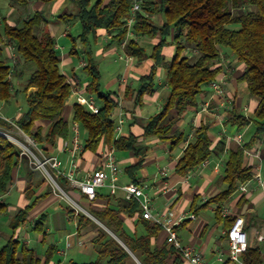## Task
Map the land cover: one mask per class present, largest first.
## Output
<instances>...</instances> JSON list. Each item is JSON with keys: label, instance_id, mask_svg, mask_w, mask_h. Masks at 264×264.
Wrapping results in <instances>:
<instances>
[{"label": "trees", "instance_id": "16d2710c", "mask_svg": "<svg viewBox=\"0 0 264 264\" xmlns=\"http://www.w3.org/2000/svg\"><path fill=\"white\" fill-rule=\"evenodd\" d=\"M69 1L76 5V13L60 17L79 19V38L83 44H87L89 36L96 38L99 29L109 31L112 43H121L126 38V17L130 14L134 0ZM157 14L164 16L161 24H156L152 19ZM45 22V17L37 11L21 25L10 24L6 17L0 20V36H6V39H1L2 43L0 42V101L10 104L20 93L18 89L13 88L12 67L4 57V43L14 42L21 60L24 63H35V69L22 89L26 108L15 120V125L27 134L55 146L58 139L62 143L71 135L70 122L63 116L66 101L71 94V85L61 70L56 38L46 29L40 34L34 33V29ZM132 28L137 35L158 36L159 40L148 54L138 40L134 37L128 38L126 52L138 60L149 57L153 64L148 73L139 77V85L135 89L126 88V95L134 97L136 105H142L144 96L156 90L160 69L165 71L168 93L160 111L149 116L142 124L141 135L130 132L115 139L114 113L119 107V101L115 92L102 90L100 70L88 52L84 66L88 82L83 90L100 101V110L95 114L78 103L73 104V120L79 122L86 132L84 151L98 152L100 148L111 143L117 151H131L139 160L127 166L125 171L135 183H140L136 172L143 166L142 158L147 150L146 146L141 145V139H164L170 141L171 148L185 144L183 154L175 166L180 175H186L212 156L222 155L226 151V144L224 140L214 143L208 122L202 121L194 129L193 137L188 139V134L178 127V121L190 107L197 105L198 96L204 87L219 77L223 69V62L220 60L221 49L227 48L228 53L244 64L238 79L246 82L250 93L258 98L259 104L251 117L237 108L230 111L227 123L239 128L253 123L256 126L255 134L249 143L229 150L222 178L226 183L225 189L196 209L197 211L213 204L216 216L221 220L224 205L238 191L239 184L252 178L253 170L246 160L245 148H249L254 140L264 133V0H142L141 9L137 12ZM75 44L76 39L73 38L70 54H77ZM169 44L175 47L171 59L165 54V48ZM41 120L50 121L45 133L42 126L38 125ZM0 125L5 128L13 126L2 117ZM44 147L49 149L47 145ZM20 159L19 147L8 137L0 135V195L9 191ZM60 184L65 188L67 180L61 177ZM32 186L30 179L26 188L28 198L33 197ZM38 199L39 197L31 199V202L20 208L11 219L13 234L0 249V264L38 262L32 249L22 245L17 236L18 230L27 221L29 211ZM90 203L88 211L118 238L104 229L99 230L92 240L98 263L137 264L132 257L134 254L142 264H183L184 259L179 250L169 245L166 239L163 244H157L162 226L142 216L138 199L115 197L110 193L97 191ZM3 207L5 204L0 203V210ZM69 211L74 212L70 209ZM78 216L80 224L82 220L87 219L82 212H78ZM125 217H136L145 232L128 233L124 227ZM45 218L44 214L41 215L33 227L43 235ZM234 218H225L229 226ZM180 227L181 224L175 229L178 231ZM52 253L53 247H50L47 259ZM241 258L244 264H262L264 261L260 248L253 246H248L241 253Z\"/></svg>", "mask_w": 264, "mask_h": 264}, {"label": "crops", "instance_id": "0c3cea01", "mask_svg": "<svg viewBox=\"0 0 264 264\" xmlns=\"http://www.w3.org/2000/svg\"><path fill=\"white\" fill-rule=\"evenodd\" d=\"M48 2L50 1L10 0L6 14L4 15L0 11V20L2 17H6L10 24L19 25L30 16L22 17L23 14L20 13L22 6H33L36 8L37 12L42 14L41 11ZM56 2V5L52 9L53 19L50 23L45 22L42 26L38 27L40 28L38 34H40L43 29H46L56 38V48L61 60V70L68 77L69 70L67 67L71 64L70 62H72V58L70 57V52L62 53L64 46H62V48L59 46L58 38L60 37V33L62 36L71 37L68 28L71 25L73 17H69L68 19L60 17L61 15H68L65 13L55 16V13L59 9L58 7L66 4L67 0H56ZM135 36L130 37H134L137 40V37ZM96 38L102 40L105 44L104 47H101L98 50L99 53L113 52L117 55L116 59H124L123 73L117 76L112 82L117 83V88L114 90H106L116 93L115 97L119 101V107L117 108L116 113L118 114L119 112H122L125 114V122L123 124V132L121 135H128L130 132L136 135H141L143 131L142 124L149 116L160 111L162 103L168 93V86L165 80L161 77V72L162 70L164 71V69H160L158 72L159 77H157L156 80V90L153 93L144 96L142 105H136L134 97L126 95V88L131 87L132 89H135L139 85V77L150 71L153 60L149 57L138 60L134 56L129 55L120 42H111V35L106 29H99ZM1 39L5 40L6 36L1 34L0 42ZM158 40V36L154 37L152 47L158 42ZM167 47L165 48V54L168 59H171L175 50L172 49L170 53H167ZM121 52H123V54ZM5 56L6 59L9 57L8 50ZM221 56L220 60L223 62V69L218 78L224 77L225 79V86L229 98L228 102L226 105H220L218 99L215 97L210 102L209 110L202 111L201 108L203 102L206 101L211 94V87L210 85H207L199 94L197 105L190 107L178 121V127L189 134L191 132L193 133L194 129L202 121L208 122L210 124L209 133L214 143H217L219 140H224L226 151L220 156H212L209 158L207 164L193 168L186 175H180L176 172L175 166L178 159L183 154L185 144L171 148L170 141H167L166 144L161 145L164 149L163 154L166 157L164 166L158 165L155 172L149 174L145 167L148 162L150 163L153 160H157V155H151V161H147L146 159L150 153H154L151 147L161 141L159 138L154 137L141 139V145L146 146L147 150L142 158L143 166L136 172V177L140 182H147L153 185L151 193L154 212H165L167 216L174 221H179L177 225L181 224V227L177 233L183 244H192L197 250L202 252L205 256V261L208 264H238L237 262L228 259L229 243L226 238V232L229 225L225 219L227 217L234 218L238 215L244 217L245 227L248 233V244L246 248L248 246L259 247L264 259V239H258V234L264 233V183L260 184L257 178L258 174L264 176V137H262V135L256 138L249 148H245L246 160L248 164L252 166L253 170L252 178L245 183L239 184L238 191L225 203L224 207L228 209V214L223 215L221 220L218 219L213 204L196 211V209L201 204L205 203L210 197L225 189L226 183L222 178L224 176L225 163L229 150L249 143L255 134L254 132L250 139L246 138L253 123L239 128L236 125H231L226 122L229 113L233 108H237L248 117L253 116V113L259 104V100L250 93L246 82L238 79L244 69V64L233 54L228 53L227 50L221 49ZM86 63L87 61L85 62L83 58L78 66L84 68ZM71 70L74 73L73 77H77L83 85H86L88 82L87 72L86 74H80L78 76L74 72V65H72ZM156 101L158 102L154 105ZM74 102V98H72V100H69L68 98L66 101L63 116L67 120L68 115L71 112L73 114ZM11 105L12 103L7 104L0 101L1 114L9 117H17L22 114L15 113ZM145 106L151 108L152 111L154 109L155 112L149 116L143 114L142 111ZM49 124L50 121L48 120H41L38 122V125L42 126L44 133L47 131ZM72 132L73 130L71 126L70 137L72 136ZM239 134L241 135V141L237 138ZM82 137L85 139L86 136L82 133ZM39 141L42 146L47 145L49 148L48 150L45 149L47 153L57 154L59 156L62 162V168L67 167V153L63 152L60 148L62 144L60 139L57 140L55 146H50L45 140ZM102 148H100L98 152L89 150L82 152L78 160L80 167L79 178L85 177L88 171L93 170L98 165V154ZM138 160L139 157L132 152L130 157H125L123 162L126 166L124 168L119 160L123 169V174L116 178V182L119 185L132 182V178L125 171V168L138 162ZM161 167L167 168L166 176L159 175V169ZM140 170L143 171L142 175L139 174ZM64 178L67 180V186L64 188L61 185V187L66 191V195L71 197L84 209V211L81 212L87 217V219L82 220L81 224L79 223V211H76L70 205L64 207L58 201L59 198H62V195L53 189L52 184L45 179L41 172L31 167L26 157L20 159L9 191L4 195H0V203L5 204V207L0 210V219H7L10 223L11 219L20 208L29 204L31 199L39 197L36 204L30 209L27 221L17 232L20 243L27 248L32 249L35 257L38 258V262L35 264H100L97 262L98 255H81L80 253H83V250L81 249V251H78V247H83L86 243H89L91 244L93 251L96 252L92 240L98 235L100 229L106 230L111 235L113 234L114 237L116 235L88 211V208L91 205L90 199L81 193V191L75 187L68 178ZM30 179H32L33 182L32 198H28L26 195V188ZM97 191L106 194L110 193L107 185L98 188ZM114 196L122 197L120 195ZM69 209L74 212H70ZM205 210H211L214 214L215 223L211 229L209 227L210 222L201 216L202 212ZM43 214L46 217L44 223L45 235L33 229L37 219ZM191 214L194 215L193 218L190 217ZM70 223H73V228L67 230ZM91 223L94 224L90 225ZM24 227L25 231L23 232L22 228ZM124 227L130 234H138L137 230L139 227L142 229L143 233L145 232L144 227L137 222L136 217H125ZM219 228L221 229L219 230ZM53 231H56V235H54L53 240L51 241L49 240V236ZM12 234L13 231L12 233H3L0 231V249L7 243V240ZM21 235H23V237H21ZM4 236H6L5 240ZM165 239L166 232L162 228L157 239V244H163ZM33 242L40 243L41 247L38 249L37 246H32ZM50 247H53V253L51 254L52 256L47 259L46 256ZM93 251L91 252L93 253ZM71 257L80 260L75 261L74 258ZM132 257L137 264H142L134 254H132ZM68 258H70L69 261ZM104 262L105 260L103 263ZM183 264L189 263L184 260Z\"/></svg>", "mask_w": 264, "mask_h": 264}, {"label": "built area", "instance_id": "2783aa9c", "mask_svg": "<svg viewBox=\"0 0 264 264\" xmlns=\"http://www.w3.org/2000/svg\"><path fill=\"white\" fill-rule=\"evenodd\" d=\"M141 2L142 0H134L130 14L126 17L128 33L127 37L121 42L123 47H125L128 37L135 36L132 27L136 21L137 12L141 9ZM6 47L9 51V57L11 58L13 72V66L16 65L19 60L16 44L14 42H6ZM68 81L71 85V94L68 97L69 100L74 98V103H78L90 112L97 114L100 110V104L96 97L84 92V85L77 77H68ZM209 85L211 87V94L208 99L203 102L201 108L202 111L209 110L210 102L215 97L218 99L220 105H226L229 99L224 77L214 79ZM0 117L13 125L11 128H5L0 125V135H4L13 141L20 149V157H26L31 167L41 172L45 179L52 184L55 191L58 190L59 192H62L64 196L68 198V201L73 204L72 207L75 210L78 211L77 206L80 205L66 195L60 184L61 177L68 178L70 182L90 200L95 197L98 188L106 185L112 195H120L126 199H138L142 216L153 222L159 223L162 226L166 232V242L179 250L185 261L189 264H208L206 263L205 256L202 252L197 250L192 244H183L181 242L177 230L175 229L179 221H174L172 218L168 217L165 212H154L151 193L152 184L147 182H129L119 185L116 182V178L123 174V169L118 160L116 153L117 150L113 143L104 146L101 149L98 154V165L93 170L88 171L85 177L79 178L80 167L78 160L84 151L85 146V139L82 137L79 122L73 121L72 136L69 139L64 140L61 144V150L67 153V167L62 168V162L57 154L47 153L37 137L27 134L15 125V120L19 116L9 117L2 115L0 112ZM124 122L125 114L119 112L114 126L115 139L121 136ZM192 137L193 133L191 132L188 134V139H191ZM262 137H264V133L262 134ZM237 138L241 141L240 134ZM187 143L188 142H186V144ZM208 162L209 159L205 160L202 165H205ZM159 175L166 176L167 168L161 167L159 169ZM257 178L260 184L264 183V176L258 174ZM222 212L223 215H227L228 209L224 207ZM190 217L193 218L194 215L191 214ZM226 238L229 243L228 259L237 262L238 264H244L241 258V253L245 250L248 244V233L245 227V219L242 215H238L234 218L226 232ZM258 239H264V233H259ZM262 264H264V261Z\"/></svg>", "mask_w": 264, "mask_h": 264}, {"label": "rangeland", "instance_id": "374dc122", "mask_svg": "<svg viewBox=\"0 0 264 264\" xmlns=\"http://www.w3.org/2000/svg\"><path fill=\"white\" fill-rule=\"evenodd\" d=\"M9 2L10 0H0V11L5 15L7 12V9L9 7ZM56 0L55 1H50L48 2L42 9V14L45 16L46 22L50 23L51 20L53 19L52 17V9L54 8V6L56 5ZM58 11L55 13V16H58L60 14H70V13H75L77 8L76 5L74 3H72L71 1L66 2V4H63L62 6L58 7ZM22 9V10H21ZM20 9V13L23 14L22 17H27L29 15H33L36 12V8H34L33 6L29 7H23ZM16 15V14H15ZM153 21H155L156 24H161L162 21L164 20V16L162 14H157L155 16L152 17ZM22 22L19 24L21 25ZM69 31L71 33V37H65L62 36L61 33L59 34L60 37L58 38V44L59 46L62 48V46H64L63 48V52L69 53L71 48H72V44H73V38L76 39V50H77V54H70L71 58H72V62H70L68 65V77H73L74 73L71 70L72 65L75 66V74H77L78 76L80 74H86V71L84 70V68H80L78 65L81 63V61L85 60V62L87 61V55L88 52L91 53V56L94 60V62L98 65V68L100 70L101 73V88L102 90H108V89H116L117 88V83H112L113 80L119 76L120 74L123 73L124 71V59H116L117 55L113 52L110 53H103V52H98V50L101 47H104V43L102 40L98 39V38H94L92 36H89V40L87 42V44H83L81 39L79 38V34L81 32V27H80V21L78 18L73 17L71 20V25L69 26ZM40 31V28L36 27L34 29V33L38 34V32ZM135 37H137V40L140 42L141 45H143L146 48V52L149 54L152 50V42L154 41V37H149V36H142V35H137L135 33ZM127 37V36H126ZM129 38V37H128ZM127 38V40H128ZM131 38V37H130ZM170 41V40H169ZM175 50V47L172 44H169L167 47V53H170L171 50ZM223 50H228L227 48H222ZM61 51V50H60ZM175 52V51H174ZM6 53H7V47H6V42L4 43V57L6 58ZM123 54V52H121ZM7 63L12 65L11 63V58L8 57L7 58ZM35 69V63L34 62H29V63H24L21 60V57H19L18 62L16 63V65L13 66V72L11 74V78L13 81V88L14 90H19L20 93L18 95L17 98H15L12 102V107L14 109V112L17 114H20L24 111V109L26 108V100H25V94L22 92V89L29 77V75L31 74V72ZM159 77V76H158ZM161 77L163 80H165V73L162 70L161 72ZM98 101V100H97ZM158 101H156L154 103V105L157 103ZM98 103L100 104V101H98ZM20 108V110H19ZM154 109L152 111L151 108H148L147 106H145L143 108L142 113L149 116L150 114L154 113ZM72 112L68 115V120L70 122V125L72 126L73 123V115H71ZM114 114H116L114 116L115 119H117V113L115 112ZM20 116V115H19ZM126 126V125H125ZM81 129V133H83V135H86L85 130L83 129L82 126H80ZM256 130V126L254 124L251 125L250 131L249 133L246 135L247 139H250V137L254 134ZM161 142H158L157 144H154L151 149H153L154 153H150V155H148L147 157V161H151V155H157V160H153L152 162H148V164L146 165L145 169L148 171L149 174H153L155 172V169L158 165H163L166 162V157L163 154V148H162V144H166L167 140L164 139H159ZM117 155L119 157V160L121 161L122 167L124 168L126 166V164L123 162L125 160V157L128 156L130 157L131 155V151H118ZM140 175H142L143 171L140 170L139 171ZM52 189V187H51ZM57 193L62 195V198H59L58 201L65 207V206H72L73 204L70 203L67 199L66 196H64V194L62 192H59L58 190H56ZM64 192L66 193V191L64 190ZM67 194V193H66ZM78 201V200H77ZM79 202V201H78ZM77 209L79 212L84 211V209L81 206H77ZM77 211V210H76ZM1 215V212H0ZM202 217H204L206 220H208V222H210L209 227L210 229L212 228L213 224L215 223V218H214V214L212 213L211 210H205L202 212L201 214ZM94 223H91L90 225H93ZM68 229L70 230L73 228V223H70L68 225ZM23 232L25 231V227L22 228ZM221 228H219L220 230ZM0 231L3 233H12V229L10 227V223L7 219H0ZM22 232V233H23ZM65 232V231H64ZM63 232V233H64ZM138 234H142L143 231L142 229L139 227L137 230ZM58 234V232H57ZM54 235H56V231H53L52 234H50L49 236V240H53ZM35 236V234H34ZM59 236V234H58ZM21 237H23V235H21ZM6 236H4V240H5ZM32 246H37V248L39 249V247H41L40 243L38 242H33ZM81 249L83 250V253H80L81 255H97L95 251H93V248L91 246V244L86 243L85 246H81L78 247V251H81ZM39 251V250H38ZM93 251V253L91 252ZM74 258L75 261H79L80 259H76L75 257H71ZM70 260V258H68V261Z\"/></svg>", "mask_w": 264, "mask_h": 264}, {"label": "water", "instance_id": "95a60500", "mask_svg": "<svg viewBox=\"0 0 264 264\" xmlns=\"http://www.w3.org/2000/svg\"><path fill=\"white\" fill-rule=\"evenodd\" d=\"M113 235V234H112ZM116 237V236H115ZM117 238V237H116Z\"/></svg>", "mask_w": 264, "mask_h": 264}]
</instances>
